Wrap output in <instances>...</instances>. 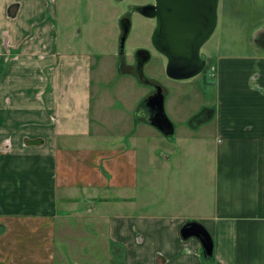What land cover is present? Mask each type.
Returning <instances> with one entry per match:
<instances>
[{"label": "crops", "instance_id": "crops-1", "mask_svg": "<svg viewBox=\"0 0 264 264\" xmlns=\"http://www.w3.org/2000/svg\"><path fill=\"white\" fill-rule=\"evenodd\" d=\"M56 18L57 0H0V264H55L56 221L69 227L71 214L109 221L122 259L107 251V264H264V24L249 51L217 57L215 102L176 148L136 107L130 131L102 142L92 55L59 49ZM207 124L212 149L195 135ZM108 199L111 212H98ZM190 221L210 234L212 258L182 238Z\"/></svg>", "mask_w": 264, "mask_h": 264}, {"label": "rangeland", "instance_id": "rangeland-1", "mask_svg": "<svg viewBox=\"0 0 264 264\" xmlns=\"http://www.w3.org/2000/svg\"><path fill=\"white\" fill-rule=\"evenodd\" d=\"M128 1L143 0H57L56 25L61 40L59 49L65 48L70 52L84 50L92 55L91 127L95 133L103 135L104 144L130 131L128 127L135 123L133 108H138L149 88L139 83L134 76H124L118 69L120 18L128 11ZM239 2L240 0H218V22L200 48L201 53L208 55L210 74L205 77L202 74L186 79L167 76L166 57L159 54L152 44V22L138 13L132 15L124 43V55L126 61L131 62L137 50L143 47L150 50L151 57L146 61L143 72L164 89V109L176 127L173 137H164L161 133L157 136L160 138L162 135L166 138L165 141L174 142L176 148H189L190 142L178 141L188 134V122L198 123L193 116L203 106L215 102L217 57L249 51L252 46V37L249 35L251 27L264 24V0H248L246 3L242 0L248 11L244 13L240 11ZM208 116H201L200 119ZM195 135H205L208 138L204 147L212 149L216 146L217 136L212 124L201 125ZM191 147L204 150L197 143ZM102 194L107 198L111 196L110 191ZM96 205L99 207L98 212H111L110 199L102 204L96 201ZM71 215V218L66 216L69 227L62 221L58 222V219L56 221L55 264H107V251H110L114 260L122 259L121 254L115 252L119 247L108 240L109 221L98 218V215Z\"/></svg>", "mask_w": 264, "mask_h": 264}, {"label": "water", "instance_id": "water-1", "mask_svg": "<svg viewBox=\"0 0 264 264\" xmlns=\"http://www.w3.org/2000/svg\"><path fill=\"white\" fill-rule=\"evenodd\" d=\"M217 7L218 0H162L151 40L153 46L166 57L167 76L186 79L200 72L205 60L201 58L199 50L216 27ZM120 25L119 54H122L130 24L123 19ZM138 77L149 81L143 72ZM163 103L161 86H157L156 93L140 103L137 114L144 122L168 136L173 133V124L166 115ZM181 236L183 239L192 236L198 238L204 258H212L213 240L200 223H186L181 229Z\"/></svg>", "mask_w": 264, "mask_h": 264}, {"label": "flooded vegetation", "instance_id": "flooded-vegetation-1", "mask_svg": "<svg viewBox=\"0 0 264 264\" xmlns=\"http://www.w3.org/2000/svg\"><path fill=\"white\" fill-rule=\"evenodd\" d=\"M117 2L119 1H123V0H116ZM161 5H162V0H143L141 2L138 1H128L127 2V7H128V11L125 12L122 16H121V20L120 23L122 22L123 19H126L129 21V24L131 26V18L133 13H138L142 16H144L145 18H147L149 21L152 22L153 27L155 28L157 22H158V17L159 14L161 12ZM153 28V29H154ZM121 36V34H120ZM210 37V36H209ZM120 39V38H119ZM203 45V44H202ZM155 48V47H154ZM201 48V47H200ZM156 49V48H155ZM142 50V51H140ZM157 50V49H156ZM139 51V52H138ZM158 51V50H157ZM159 52V51H158ZM200 52V56L202 59L205 60L202 69L200 70L198 74H202L204 77L205 75L208 76V74H210L209 70H208V55L205 52H202L199 50ZM120 53V49L118 50V55H119V66L122 68L123 66L128 68L137 78V80L144 85H147L148 88V93H146L144 95V99L152 94H155L157 91V86H160L158 84L157 81L149 79L145 76L144 72H143V67L146 63V61L151 57V52L150 50H148L147 48H141L139 50L136 51V53L134 54V58L131 62H127L125 55H124V49H123V53ZM159 54L163 55L161 52H159ZM143 72L144 77H146L149 81L145 82L143 80V78H139L138 75ZM195 76V75H194ZM193 77V76H192ZM161 92L163 94V102H164V98H165V94H164V89L161 87ZM143 99V100H144ZM142 100V101H143ZM139 107V106H138ZM139 111V108L137 109V112ZM153 111H155V106L153 107ZM203 110H200V113ZM208 112V111H207ZM198 115V114H197Z\"/></svg>", "mask_w": 264, "mask_h": 264}, {"label": "trees", "instance_id": "trees-1", "mask_svg": "<svg viewBox=\"0 0 264 264\" xmlns=\"http://www.w3.org/2000/svg\"><path fill=\"white\" fill-rule=\"evenodd\" d=\"M203 258H204V256H203Z\"/></svg>", "mask_w": 264, "mask_h": 264}]
</instances>
